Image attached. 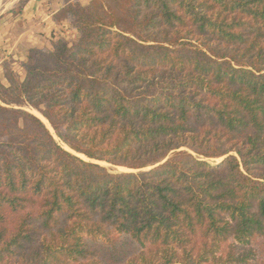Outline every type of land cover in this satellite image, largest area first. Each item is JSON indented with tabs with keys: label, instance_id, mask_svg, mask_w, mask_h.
I'll use <instances>...</instances> for the list:
<instances>
[{
	"label": "trees",
	"instance_id": "1",
	"mask_svg": "<svg viewBox=\"0 0 264 264\" xmlns=\"http://www.w3.org/2000/svg\"><path fill=\"white\" fill-rule=\"evenodd\" d=\"M62 1L0 80V264H264V0Z\"/></svg>",
	"mask_w": 264,
	"mask_h": 264
},
{
	"label": "rangeland",
	"instance_id": "2",
	"mask_svg": "<svg viewBox=\"0 0 264 264\" xmlns=\"http://www.w3.org/2000/svg\"><path fill=\"white\" fill-rule=\"evenodd\" d=\"M75 2L87 5L90 0H75ZM62 5V0H0V80H3V75L8 70L12 71L19 80L23 79L22 65L26 61L30 49L50 51L52 45L59 39H65L71 43L78 38V32L72 26L71 19L60 22L52 19V14ZM24 109L33 114L32 108L24 107ZM52 135L58 142L54 133ZM59 144L63 149L71 152L63 143ZM179 150L189 152L187 148ZM193 155L196 157L195 154ZM79 157L88 161L81 155ZM222 159L207 161L217 164ZM93 163L99 164L113 173L127 172V169L113 167L105 162Z\"/></svg>",
	"mask_w": 264,
	"mask_h": 264
},
{
	"label": "bare ground",
	"instance_id": "3",
	"mask_svg": "<svg viewBox=\"0 0 264 264\" xmlns=\"http://www.w3.org/2000/svg\"><path fill=\"white\" fill-rule=\"evenodd\" d=\"M4 1V0H3ZM6 10V9H5ZM31 112L36 115L37 117H39L41 119V121L45 124V126L48 128V130L50 131L51 134H53V130L51 129L50 125L48 124V122L37 112L31 109ZM101 165H103L104 163H100Z\"/></svg>",
	"mask_w": 264,
	"mask_h": 264
},
{
	"label": "water",
	"instance_id": "4",
	"mask_svg": "<svg viewBox=\"0 0 264 264\" xmlns=\"http://www.w3.org/2000/svg\"><path fill=\"white\" fill-rule=\"evenodd\" d=\"M34 116H36V115H34ZM37 117V116H36ZM38 119H40L39 117H37ZM41 120V119H40Z\"/></svg>",
	"mask_w": 264,
	"mask_h": 264
}]
</instances>
